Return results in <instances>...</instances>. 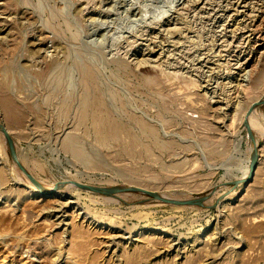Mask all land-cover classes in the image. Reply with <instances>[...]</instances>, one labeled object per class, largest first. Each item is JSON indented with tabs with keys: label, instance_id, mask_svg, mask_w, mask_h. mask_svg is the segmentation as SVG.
<instances>
[{
	"label": "rangeland",
	"instance_id": "1",
	"mask_svg": "<svg viewBox=\"0 0 264 264\" xmlns=\"http://www.w3.org/2000/svg\"><path fill=\"white\" fill-rule=\"evenodd\" d=\"M263 8L0 0V264H264Z\"/></svg>",
	"mask_w": 264,
	"mask_h": 264
},
{
	"label": "water",
	"instance_id": "2",
	"mask_svg": "<svg viewBox=\"0 0 264 264\" xmlns=\"http://www.w3.org/2000/svg\"><path fill=\"white\" fill-rule=\"evenodd\" d=\"M257 104L258 105L264 104V98H262ZM246 127L248 129L249 137L253 140L254 139V136H253V133L251 131V127H250V125H249L248 122H246ZM0 131L5 136V139L7 141L8 148H9V151H10L11 156L13 157V159L16 162H18L17 152H16V149H15L14 141H13L11 135L9 134V130L6 128V125L5 124H1L0 123ZM255 148H256V146H255ZM257 157H258V153H257V148H256V153H255V155H253L252 160H251L252 172H253V170L255 168V165L257 163ZM27 174H28V176L30 177V179L33 181V183L35 185H38L39 187H41V189H43V187L29 173H27ZM79 186L82 187V188H84V189H88L90 191L99 192V193H105V194H111V193L121 192V191H125V190H135V188H133V187L127 188V187H121V186H115V187H96V186H89V185H83V184H79ZM153 195L156 196V197H159L155 193H153ZM203 199L204 198H199V199H195V200H185V201H171L169 199H164V200H166L168 202H175V203H180V204H201Z\"/></svg>",
	"mask_w": 264,
	"mask_h": 264
},
{
	"label": "bare ground",
	"instance_id": "3",
	"mask_svg": "<svg viewBox=\"0 0 264 264\" xmlns=\"http://www.w3.org/2000/svg\"><path fill=\"white\" fill-rule=\"evenodd\" d=\"M239 2V1H238ZM261 4V3H260ZM264 9V8H263ZM220 10V9H219ZM259 10H260V8H259ZM261 11V10H260ZM258 14V13H257ZM253 16H255V14L253 13ZM264 17V16H263ZM254 18V17H253ZM262 19V18H261ZM255 21V20H254ZM254 21H253V23H254ZM260 21H263L264 22V20H260ZM249 22V21H248ZM262 22V23H263ZM257 24V23H256ZM260 25H261V23H259ZM252 25V24H251ZM250 25V26H251ZM256 26V25H255ZM247 27V26H246ZM249 27V26H248ZM258 27H260V26H258ZM262 27V26H261ZM249 28H251V27H249ZM252 29H255V27L254 28H252ZM256 30V29H255ZM260 30V32H262L261 31V29H259ZM258 30V31H259ZM249 32V31H248ZM251 32V31H250ZM257 32V31H256ZM252 33V32H251ZM249 34V33H248ZM261 35V34H260ZM250 36V35H249ZM257 37V36H256ZM264 38V37H263ZM247 40V39H246ZM254 40V39H253ZM233 41V40H232ZM262 43V42H261ZM260 43V44H261ZM255 45V44H254ZM264 45V44H263ZM251 46H252V44H251ZM252 48V47H251ZM251 50H253V49H251ZM250 50V51H251ZM264 50V49H263ZM243 52V51H242ZM259 52H261V51H259ZM264 52V51H263ZM246 52H244V54H245ZM255 53V52H254ZM251 54V53H250ZM256 54V53H255ZM261 54V53H260ZM261 56V55H260ZM250 57V56H249ZM247 60V59H246ZM254 60V59H253ZM256 61V60H255ZM246 62V61H245ZM244 62V63H245ZM244 63H243V65H244ZM250 63V62H249ZM246 64V63H245ZM252 65V64H251ZM250 69H252V67L250 68ZM256 70V69H255ZM252 71H254V70H252ZM89 72V73H88ZM88 72H86V80L88 79H90V80H93V74L91 73V71H88ZM249 72L251 73V70H249ZM249 73V74H250ZM90 88V87H89ZM96 88V87H95ZM98 90V89H97ZM94 91H95V89H94ZM96 92V91H95ZM94 92V95L92 94V93H90V94H92L93 96H91L89 93H88V95H87V97H86V95H85V98H84V100H86V101H84L85 103H86V105H87V100L89 99V95H90V97H93V98H91V100H92V102H96L97 101V103L99 102V103H101L100 101L102 100L100 97V94H98V91H97V93H95ZM86 94V93H85ZM90 100V101H91ZM10 101V100H9ZM90 101H88L89 103H90ZM11 102V101H10ZM84 103V104H85ZM91 104H94V103H91ZM98 105V104H97ZM102 105V104H101ZM100 104H99V106L97 107L96 105V107H97V110H93L94 112L93 113H98V115L100 114L101 115V121L100 122H102V121H104V119L105 118H107L108 116H107V113L105 112V110L104 109H102L103 107L101 106ZM89 106V105H88ZM94 106V105H93ZM93 106H91V107H93ZM96 107H94V108H96ZM88 108H90V107H88ZM91 109V108H90ZM93 109V108H92ZM94 115H96V114H94ZM106 116V117H105ZM252 121V120H251ZM251 127H253V123H251ZM255 153H256V148H254L253 149V151L251 152V160H252V157H253V155H255ZM249 160V157L247 158V161ZM248 163V162H247ZM244 170V173L242 174V176H241V179L244 181L245 179H247L248 177H249V175H250V173H251V168H250V166L249 165H247V167L246 168H244L243 169ZM75 183V182H74ZM34 190L36 191V192H40V191H43V189H41V187H39L38 185L37 186H35L34 187ZM235 192V191H234ZM60 205V204H59ZM126 237V236H125ZM110 239V238H109ZM109 245V244H108Z\"/></svg>",
	"mask_w": 264,
	"mask_h": 264
}]
</instances>
